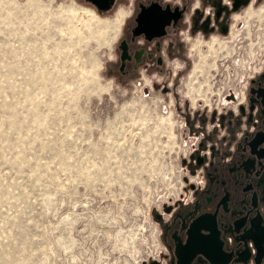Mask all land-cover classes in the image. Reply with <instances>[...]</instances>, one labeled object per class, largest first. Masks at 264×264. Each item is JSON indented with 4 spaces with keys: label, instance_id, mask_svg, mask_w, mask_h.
<instances>
[{
    "label": "rangeland",
    "instance_id": "rangeland-1",
    "mask_svg": "<svg viewBox=\"0 0 264 264\" xmlns=\"http://www.w3.org/2000/svg\"><path fill=\"white\" fill-rule=\"evenodd\" d=\"M119 22L71 0H0V264H150L181 192L171 104L104 76ZM264 59V0L191 56L182 93L238 96Z\"/></svg>",
    "mask_w": 264,
    "mask_h": 264
},
{
    "label": "flooded vegetation",
    "instance_id": "flooded-vegetation-1",
    "mask_svg": "<svg viewBox=\"0 0 264 264\" xmlns=\"http://www.w3.org/2000/svg\"><path fill=\"white\" fill-rule=\"evenodd\" d=\"M71 1L119 22L104 76L156 94L181 123L182 190L155 215L150 264H264V59L226 104H196L182 93L191 56L229 36L261 0Z\"/></svg>",
    "mask_w": 264,
    "mask_h": 264
},
{
    "label": "water",
    "instance_id": "water-1",
    "mask_svg": "<svg viewBox=\"0 0 264 264\" xmlns=\"http://www.w3.org/2000/svg\"><path fill=\"white\" fill-rule=\"evenodd\" d=\"M263 225H264V220H263ZM244 233H245V232H244V231H242V232H241V235L243 236V235H244Z\"/></svg>",
    "mask_w": 264,
    "mask_h": 264
}]
</instances>
